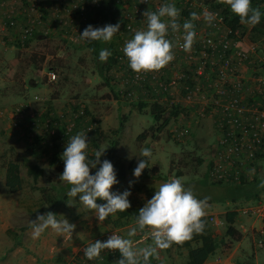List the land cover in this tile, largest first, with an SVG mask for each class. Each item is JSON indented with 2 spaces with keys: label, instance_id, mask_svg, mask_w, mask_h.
Returning a JSON list of instances; mask_svg holds the SVG:
<instances>
[{
  "label": "rangeland",
  "instance_id": "374dc122",
  "mask_svg": "<svg viewBox=\"0 0 264 264\" xmlns=\"http://www.w3.org/2000/svg\"><path fill=\"white\" fill-rule=\"evenodd\" d=\"M26 1L28 0H0V264H68L72 258L79 257L88 243L115 228L96 222L94 210L84 209L83 204L78 201V196L74 198L78 201H75L77 206L66 203L72 201L71 197L66 196L71 186L60 179L59 175L64 167L59 161L61 156L54 160L47 154L40 156V152H36L40 150L39 146H34L35 137L31 133L35 130L42 133L41 127H32L30 121L26 119L27 115L21 121L20 129L12 126L13 109L18 104L28 102L40 110L51 107L59 112L73 101L84 104L93 118L99 122L101 135L99 134V141L95 145L97 135L95 136V131L91 132L90 137L94 135V138L93 142H89L87 150L89 155L96 149L107 146L109 140L114 137L112 130L119 126L120 120L123 121V128L116 137L119 141L118 153L125 159L128 169L125 177L122 180L118 179L120 183L113 186L114 189L122 191L128 187L129 180L135 179L128 199L137 206L139 203L144 204L153 195V186H158L168 179L180 178L198 198L208 197L206 216L209 219L212 215L221 221L215 224L209 219L217 241L224 238L226 244H232V240L225 237V212L227 210L236 212L234 225L243 235L241 242L246 251H240L241 254L235 255L233 261L236 260V264L238 261L264 264V246L252 245L254 236L251 226L257 229L260 221L250 219L240 211L256 198L243 196L229 201L227 188L234 187V183L223 181L220 185H212L204 173L220 135L212 119L199 115V107H195L197 110L184 108V102L179 101L182 102V115L178 119L172 117L157 133L155 127L158 123L154 122L151 113L152 102L157 99L156 95L153 96L154 91L149 90L151 83L140 86L126 82L128 78L126 74L130 68L124 54L117 53L118 46L124 45L122 36L130 39L136 30L146 27L145 22L133 12L131 18L127 20L123 12L119 13L111 23L115 24L118 21L120 23L119 32L114 34L111 45L116 50L115 55L118 57L120 54L123 59L113 57L114 62L108 59L101 63L94 59L91 49L85 44L86 40L78 38L84 28H79L80 23L71 25L74 19L82 17L85 18L83 21L87 22V25L94 20H100L92 8H87L86 13L81 14L69 7L63 10L53 7V11L60 13L68 23H64L56 30L57 32L50 31L47 34L43 33L46 28L42 31L38 29L42 21L41 11L38 10L34 16L38 18L39 23L35 20L34 24L37 25L34 26L28 43L20 46L17 36L18 26L22 22L16 18L17 25L9 28L6 20L11 8L20 9L26 5ZM131 1L127 3L128 8ZM184 1L172 0L181 7ZM209 3L211 4L212 0ZM251 6L258 7L264 12V3L260 5L251 3ZM241 24L244 38L258 41L264 39V35L253 30L250 25ZM48 70L55 72L54 81H47L45 72ZM142 91L148 92L146 96L142 97ZM163 98L158 105L165 111L166 116L175 103L165 96ZM139 102H146L147 105L142 110H137L135 106ZM188 112L192 116V121L186 126L189 131L183 136H177V131L187 125L184 120L190 119L189 115L187 118ZM144 130L147 132L145 139L138 138V134ZM144 147L152 150L149 166L142 170L138 178H133V169L141 159L139 153ZM25 158L37 162L43 168V174L37 181H33L32 177L27 175L23 166ZM8 162H18L20 165L19 174L22 177L20 190L11 191L4 184ZM260 176L263 177L262 174L259 178ZM38 187L44 188L46 195L49 194L57 204L45 203ZM258 197H264V189ZM86 210L90 218L86 217ZM47 211L56 213L58 219L65 217L70 223L75 224L72 234L61 235L48 228L39 238L34 239L29 221L35 218L37 212L43 214ZM182 250L179 255L184 254L185 248ZM170 252L177 253L172 248L168 255ZM158 253L162 257L167 256L164 249L158 250ZM104 256L107 255L103 251V258ZM211 257L216 259L219 255L211 254ZM164 259L167 261V258Z\"/></svg>",
  "mask_w": 264,
  "mask_h": 264
},
{
  "label": "built area",
  "instance_id": "2783aa9c",
  "mask_svg": "<svg viewBox=\"0 0 264 264\" xmlns=\"http://www.w3.org/2000/svg\"><path fill=\"white\" fill-rule=\"evenodd\" d=\"M38 1L28 0V5L21 9L25 16V25L17 36L20 46H25L33 33L35 19L32 14L39 10ZM100 1L93 3L92 0H70L69 6L65 8L69 7L82 14L86 13L87 8L100 6ZM115 1L122 3L121 10L126 20L131 18L133 12L145 24L146 18L142 15L145 10L155 11L165 2H172V0H132L128 8L129 0ZM58 2L55 8L63 9ZM175 6L180 9L178 22L181 25L185 20L191 19L190 15H184L185 11L200 14L199 19L193 20L196 38L190 51L180 47L183 43V30L177 32L170 30L168 38L175 45L174 59L159 70L136 73L130 69V76H127L126 82L140 86L151 83L157 90L158 102L165 96L175 103L174 106L180 108L182 102L186 108L199 107V115L203 118L216 115V126L220 130V135L207 169V178L210 181L239 182L251 179L255 173H264V39L252 41L244 38L240 28L227 25L225 16L203 1L185 0L182 7L176 4ZM15 9L11 8L7 15L8 27H13L16 22ZM205 10L217 14L212 24L203 19L202 13ZM81 19L85 20L83 17ZM36 20L39 23L38 18ZM208 25L210 29H207ZM122 39L124 43L127 40L123 36ZM119 59L123 57L120 56ZM165 68L174 69V74L165 78ZM45 77L51 82L56 79V74L53 70H48L45 72ZM83 108L81 102L73 101L59 112L53 109L47 111L48 109L40 110L24 102L14 107L12 126L20 129V123L27 115L26 119L30 124L41 127L42 133L48 130L49 137L55 138V142L63 145L65 139H69L77 132L91 129L87 132L89 138V133L99 127V122L90 117H86L85 122L80 123L79 115L83 112ZM37 133L40 132L35 130L31 134ZM186 133L187 129L182 128L176 135L183 136ZM240 211L250 219L260 221L258 228L251 226V230L255 236V244L259 247L264 246V197L242 207ZM209 219L215 224L221 222L212 215ZM111 233L120 234L117 228H112L97 240L103 241ZM103 251L106 255L119 253L118 250ZM101 260H103V252L98 258L88 260L82 251L79 257L72 258L68 264H94V261ZM218 260L219 258L214 259V261ZM201 264H210V262Z\"/></svg>",
  "mask_w": 264,
  "mask_h": 264
},
{
  "label": "clouds",
  "instance_id": "9594fccd",
  "mask_svg": "<svg viewBox=\"0 0 264 264\" xmlns=\"http://www.w3.org/2000/svg\"><path fill=\"white\" fill-rule=\"evenodd\" d=\"M92 2L97 3L98 0ZM224 3L243 24L256 26L264 17V12L260 8L251 6V0H224ZM142 15L146 18V27L136 30L122 48L131 70L136 73L159 70L174 59L175 45L168 38L170 30L172 32L183 30V43L180 47L190 51L196 38L193 20L199 19L200 14L190 13L191 19L185 20L181 25L178 22L180 9L174 2H165L157 10H145ZM202 16L207 23L212 24L217 14L205 10ZM119 28V21L103 26L88 24L78 38L109 42L114 34L119 32ZM110 55V50L102 48L98 59L106 61ZM90 130L77 132L65 143L61 153L64 167L59 176L71 186L66 196L71 197L72 201L66 203L76 204L77 200L74 198L78 196V201L86 209L94 210L97 221L103 222L110 215L125 212L131 206L128 197L131 195L135 179L129 180L128 187L122 191L113 188L120 181L113 163L107 158L101 160L107 146L96 149L92 158H89L87 132ZM151 156L150 148L141 149L139 153L141 159L133 169V178H138L142 170L149 166ZM98 198L102 202H97ZM207 200L208 197L198 198L180 178L168 179L159 184L153 195L138 209L134 225L128 229L126 235L111 233L103 241L95 240L83 248V255L88 260H93L105 249L118 250L120 253L118 264H151V259L158 258V250L166 249L173 243L179 244L190 240L195 233L203 231L205 225L202 217L205 216ZM29 223L34 239L39 238L48 228L61 235H71L75 229V224L70 223L65 217L58 219L53 211L43 214L37 212ZM145 229H148L145 239H151L153 243L144 247L134 246L131 238Z\"/></svg>",
  "mask_w": 264,
  "mask_h": 264
},
{
  "label": "trees",
  "instance_id": "16d2710c",
  "mask_svg": "<svg viewBox=\"0 0 264 264\" xmlns=\"http://www.w3.org/2000/svg\"><path fill=\"white\" fill-rule=\"evenodd\" d=\"M209 1L210 0H205V3L210 8H212L213 10H217V11L221 12L225 16V22L227 25H229L233 28L242 29V24L239 20V17L231 11L229 6L224 3V0H212L211 4L209 3ZM43 2H44V0L38 1L39 10H41V6L43 5ZM57 2L58 1L55 0L54 7L56 6ZM251 3H254L255 5H260L261 3H264V0H251ZM121 4L122 3H116L115 0H101L100 6L92 8L95 16H97L100 20H94L91 24L94 26H103L104 24H109V23L111 24L114 21V19L117 17V15L122 12ZM27 5H28V2L26 1L25 6H27ZM22 7H24V6H22ZM22 7L20 9L17 8V10L21 11ZM21 13H22V11H21ZM190 13H192V12L191 11L190 12L185 11L184 15L189 16ZM15 17L17 18V20L19 19L22 22V24L21 25L19 24V26H18V34H19V31L25 25V22H24V20H22V17L16 15V13H15ZM23 18H25L24 15H23ZM200 23H198V24H200ZM16 25H17V22H15L13 27ZM86 26H87V22H83L79 25V28L83 29ZM13 27H9V28H13ZM251 27L256 32L260 33L261 35H264V17H262L260 24H257L256 26H251ZM207 29H210L209 25H208ZM260 40H262V39H260ZM252 41H258V40H252ZM27 43L28 42H26V44ZM85 44L91 49L96 62H101V63L104 62V61H100L98 59L99 51L102 48H106V49L110 50V52H111V55L107 58V60L109 59V61L114 62L115 58H113V57H117L114 53V52H116V50H115V48H112L111 41H109V42L86 41ZM122 48L123 47L118 46L117 53H119V52L123 53ZM173 51H174V48H173ZM119 57H120V54L118 55L117 58H119ZM122 73L124 74L125 72H122ZM128 75L130 76V71H127L126 76H128ZM152 87L153 86L150 85L149 88H151V89H149V90L153 91ZM142 92H145V93L141 94L142 97L146 96V93H148L146 91H142ZM146 105H147L146 102H139L135 107L137 108V110H142ZM50 109H51V107L47 111H49ZM179 109H180L179 106L176 105L169 110V112H168V114H166V116H164L165 111L159 107L158 101L152 102L151 113H152L154 122L158 123L157 126L155 127V131L157 133H159L162 130V128L168 124V122L170 121V119L172 117H176L179 114ZM82 113L79 115V117H81V119H79L80 123H84L86 117L93 118L92 114L86 108V106H84ZM93 120H94V118H93ZM184 121H186L185 123H187L188 119H186ZM184 126H185L184 128H186L187 132H188L189 128L186 126H189V123H187V125H184ZM32 127H33V125H32ZM122 128H123V121L120 120L119 126L112 130V134L114 135V137L109 140V142L107 144V148L105 149V154L102 155L103 159L107 158L113 163L114 168L117 172V178L119 180H122L125 177L126 171L128 169L127 165L125 164V159L122 156H120L118 153L119 141H118L116 136ZM174 130H177V129H174ZM94 131H95L94 132L95 136L96 135L98 136V137L96 136V144H95V145H97V142L99 141V136L101 135L100 134L101 131L99 130L98 127ZM91 132H93V131H91ZM91 132L89 133V138H88L89 142L90 141L93 142V138H94L93 137L94 135L92 136V138L90 137ZM146 136H147V132L144 130L143 132L139 133L137 137L140 139H145ZM34 137H35V138H33L35 141L34 146H39V149H40V150H37L35 148L34 150L35 151L37 150L36 152H40L39 153L40 156H42L44 154L49 155L51 160H54V159L59 158L61 156V153L64 149V145L68 141V139H65V143L63 145H59L58 144L59 142L58 143L55 142V138L49 137L48 130L44 133H37L36 135H34ZM50 142H52V144H50ZM92 156H93V154L89 155V158H92ZM59 161L61 163H63L62 159H60ZM210 162H211V160L208 162V164L206 166V169L204 172L205 175H207V169L210 166ZM23 166L26 169L27 175L31 176L33 181H37V179L40 176H42V174H43V168L37 162H31V160L29 158H25V160L23 161ZM19 168H20V165L18 162H8L7 163L4 184L11 191L20 190L22 188V177L19 174ZM260 174H262L263 177L260 176L261 178H259ZM177 175H179V174H177ZM208 181H210V180H208ZM226 181H229V180H226ZM222 182L223 181H210L209 183L212 185H220V183H222ZM233 183H234V187L227 188V194H229V196H228L229 201H234L237 198L243 197V196L246 198H250L251 196H254L256 199H254L253 202H255V201L260 200L261 197H258L259 193L264 189V173L258 172V173H255V175L251 179L241 180L239 182H233ZM38 189L42 193V196L44 197L45 203H47L48 205H56L57 204V201L53 200V198L49 194L46 195L47 192L44 188L38 187ZM97 202H102V201H100L98 198ZM253 202H251V203H253ZM142 205H143L142 203H139L136 206V205H133L131 203V206L128 209H126L125 212H117L114 216L110 215L103 222L111 224V226H113L115 228H119L120 226H123V225H125L131 221H135V215H136L138 209ZM235 215H236V212L234 210H227L225 212V221H226L225 236L229 237L232 240L238 241L241 238V233L234 225ZM202 219L204 221L205 226H204V229L201 233H195L193 235L192 239H190V240L184 241V242L179 243V244H177V243L172 244V246L175 245L177 248H185V250H186V262H185V264H201V263H203L211 254H213L215 252L216 248L218 247V245L220 243L219 241H223V239H221V238L219 239V241H217V237L213 234V232L211 230L212 226H211V222H209L208 217L205 215L204 217H202ZM7 231H9V230H7ZM253 236H252V238H253ZM254 238H255V236H254ZM252 242H253V239H252ZM254 243L255 242H253L252 245H256ZM119 259H120L119 253H116V254L109 253L107 256H104L103 260L94 261V264H118ZM246 263L247 264H254L250 261L249 262L238 261V264H246Z\"/></svg>",
  "mask_w": 264,
  "mask_h": 264
},
{
  "label": "crops",
  "instance_id": "0c3cea01",
  "mask_svg": "<svg viewBox=\"0 0 264 264\" xmlns=\"http://www.w3.org/2000/svg\"><path fill=\"white\" fill-rule=\"evenodd\" d=\"M69 4H70V0H62L61 2H58V5H61L63 7V9H66L65 6H69ZM54 5H55V0H44L43 5H42V9L40 10L41 11L40 12V15L42 17V21H41V26H39L38 29L42 31L43 28H46L47 30L43 32L45 34H47L50 31L57 32L56 30L59 29V28H61L64 23H68V21L66 19H64V17H61L62 15L60 13H57V12H54L53 11ZM58 10H61V9H58ZM15 11H16L15 12L16 15L22 17V20H24L23 14L21 13V11L20 10H17V9H15ZM42 14L44 16H42ZM33 15H34V13L32 14V16ZM33 18L35 20L37 19L34 16H33ZM73 21H74V22H72L73 24H71L72 26L74 25V23H80L81 24V23L85 22L81 18H79L77 20L74 19ZM36 25L37 24H34V26H36ZM164 72H165L164 77L165 78H169V77H171L174 74L175 70L174 69L171 70L169 68H165L164 69ZM152 88H153V91H154L153 92V96H155L156 93H157V90L154 89L155 88L154 86ZM143 93H145V92H143ZM166 95L168 96V94H166ZM182 112L183 111L180 108L179 114L175 117V119H178L180 117V115H182ZM188 115H189V112L187 113V118H188ZM189 117H190V119H188V122L187 123H189V122L192 121V116L189 115ZM208 117L209 118L212 117L211 119H212L213 125L216 126V124H217L216 123V115L215 116H211V117L208 116ZM193 122H196V121H193ZM158 186H153V187L155 189ZM75 205L77 206V204H75ZM82 207L84 209H86L85 206L82 205ZM82 211H85V210H82ZM81 213H83V212H81ZM85 215H86L87 218H90L87 210H86ZM205 215H206V211H205ZM78 218H79V216H78ZM96 222H98L97 219H96ZM134 222L135 221H131V222H129V223L123 225V226H120L118 228L119 229V232H120V235H122V236L126 235L128 229L134 225ZM100 223H102L105 226L111 225V224L104 223V222H100ZM251 224H253V223H251ZM147 231H148V229H145L144 232H138L136 234V236H134L135 238L132 239L134 246H136V247H144V246H147V245L153 243V241L151 239H145V234H146ZM100 236H98V237H100ZM242 236L243 235H241V238H242ZM225 237H227V236H225ZM241 238L238 241H235V240H232V239L229 238L230 240H232V244H230V243H227L226 244V240H224V238H223V241H219L220 243H219L218 247L216 248L215 252L213 253V255H219V257H218L219 260L214 262V259H212L213 257H211V255H210L204 262H210V264H211V261L213 262V264H236L235 263L236 260L233 261V257L235 255H237V254L240 255L241 254L240 251H246L245 246L241 242ZM252 239L253 238L251 236V240ZM170 248L174 249V251L177 252V253H173L172 254L170 252V255H168V252H169ZM168 249L167 248L164 249L165 252L167 253V256H163L162 257V256L159 255L158 258L151 259V264H181V263H185V260H186V250H184V254L183 255H179L178 253L183 252V250H182L183 248H177L175 245H173V246L171 245L170 247H168ZM166 250H168V252ZM164 257L167 258V261L164 259ZM169 261H170V263H169Z\"/></svg>",
  "mask_w": 264,
  "mask_h": 264
}]
</instances>
